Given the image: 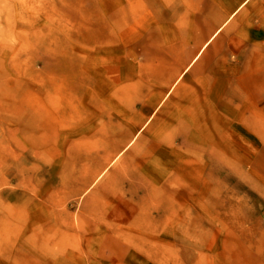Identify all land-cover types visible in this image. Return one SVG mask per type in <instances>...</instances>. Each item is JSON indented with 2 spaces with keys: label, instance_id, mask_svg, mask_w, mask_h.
<instances>
[{
  "label": "rangeland",
  "instance_id": "obj_1",
  "mask_svg": "<svg viewBox=\"0 0 264 264\" xmlns=\"http://www.w3.org/2000/svg\"><path fill=\"white\" fill-rule=\"evenodd\" d=\"M261 65L264 0H0V264H264Z\"/></svg>",
  "mask_w": 264,
  "mask_h": 264
},
{
  "label": "crops",
  "instance_id": "obj_2",
  "mask_svg": "<svg viewBox=\"0 0 264 264\" xmlns=\"http://www.w3.org/2000/svg\"><path fill=\"white\" fill-rule=\"evenodd\" d=\"M264 70V65H261V67H257V70ZM251 79V80H250ZM248 81V83L246 84L247 87H249L248 89H243L242 91V97H241V101H249V102H260V101H264V93L260 90L259 88V85L260 83L263 84L262 80H263V77L261 76V74H255L253 76H251ZM253 79V80H252ZM244 85V86H246ZM258 89V90H257ZM255 91L257 92L258 96H254L253 93H255ZM254 113H248V112H243L241 113V116L242 117H251V116H257L259 117L260 114L259 112H261L263 109H259V105H257L256 103L254 104ZM257 108V109H256ZM258 125L260 123H257ZM252 129L254 130V127L251 126Z\"/></svg>",
  "mask_w": 264,
  "mask_h": 264
}]
</instances>
